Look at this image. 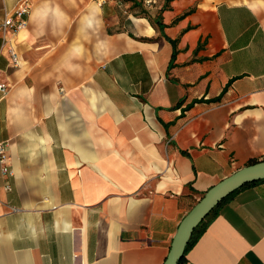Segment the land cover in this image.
Instances as JSON below:
<instances>
[{
  "label": "crops",
  "instance_id": "1",
  "mask_svg": "<svg viewBox=\"0 0 264 264\" xmlns=\"http://www.w3.org/2000/svg\"><path fill=\"white\" fill-rule=\"evenodd\" d=\"M88 1L30 0L17 65L0 33V264H163L204 192L264 158V0H138L152 22ZM179 264H264V179Z\"/></svg>",
  "mask_w": 264,
  "mask_h": 264
},
{
  "label": "water",
  "instance_id": "2",
  "mask_svg": "<svg viewBox=\"0 0 264 264\" xmlns=\"http://www.w3.org/2000/svg\"><path fill=\"white\" fill-rule=\"evenodd\" d=\"M264 179V159L246 164L207 189L183 216L163 264H179L194 228L223 199L245 184Z\"/></svg>",
  "mask_w": 264,
  "mask_h": 264
},
{
  "label": "built area",
  "instance_id": "3",
  "mask_svg": "<svg viewBox=\"0 0 264 264\" xmlns=\"http://www.w3.org/2000/svg\"><path fill=\"white\" fill-rule=\"evenodd\" d=\"M104 1V0H102ZM117 3H121L122 0H115ZM31 8L30 0H20L16 8L12 13L5 12L0 17V33L2 37V46L6 47L10 55V60L13 65L18 63V54L11 44V36L16 34L19 30L23 29L26 25L25 15ZM9 85L5 82H0V91L6 93ZM8 155L5 144L0 143V169L2 173L12 174V171L8 165ZM12 210H17L13 207Z\"/></svg>",
  "mask_w": 264,
  "mask_h": 264
},
{
  "label": "trees",
  "instance_id": "4",
  "mask_svg": "<svg viewBox=\"0 0 264 264\" xmlns=\"http://www.w3.org/2000/svg\"><path fill=\"white\" fill-rule=\"evenodd\" d=\"M124 1H131L132 2V5H131V7H130V9H131V12L133 11V13L135 14V12H136V10H135V7H140V13H138V14H135V15H137V16H143V17H145V18H147L150 22H152V20L150 19V16H149V14H148V11H147V9H145L143 6H142V4H141V2H139L138 0H124ZM169 0H166V2H168ZM165 5H168V3L167 4H165ZM153 24H155V25H157L158 27H162V22H161V20H157L155 23L153 22ZM172 56H174V51H173V53H172ZM264 159V158H263ZM256 161H258V159H253V160H251L250 162H249V164L250 163H253V162H256ZM215 209V208H214ZM214 209L213 210H211L204 218H203V220L194 228V230H193V232H192V235H191V237H190V239H189V241H188V243H187V245H186V247H185V251H184V254L187 252V250L192 246V244L196 241V239L199 237V235L204 231V229L206 228V226L208 225V223H209V221L211 220V218H212V215H213V211H214ZM183 258H184V255L182 256V258H181V260L180 261H182L183 260ZM180 263V262H179Z\"/></svg>",
  "mask_w": 264,
  "mask_h": 264
},
{
  "label": "rangeland",
  "instance_id": "5",
  "mask_svg": "<svg viewBox=\"0 0 264 264\" xmlns=\"http://www.w3.org/2000/svg\"><path fill=\"white\" fill-rule=\"evenodd\" d=\"M75 1V0H73ZM83 2V0H78V5H80L81 3ZM99 0H89L88 1V6L93 4V5H97L99 6ZM122 2H124V0H122ZM127 3H129V1H127ZM127 9H130V7H128ZM135 14H138L140 13V7H135ZM82 13V12H81ZM81 13H79V18H81ZM82 29L79 30V33H78V37L76 38V42L74 43L75 45V53L78 55V56H86V59H83L82 61L81 60H78L79 62H84L86 64L90 63L91 62V59L92 57L95 56V54H91L92 52H90V48H89V40L86 39V36H84L82 34ZM90 56V58H89Z\"/></svg>",
  "mask_w": 264,
  "mask_h": 264
},
{
  "label": "clouds",
  "instance_id": "6",
  "mask_svg": "<svg viewBox=\"0 0 264 264\" xmlns=\"http://www.w3.org/2000/svg\"><path fill=\"white\" fill-rule=\"evenodd\" d=\"M47 14V10H45L43 13H42V15H46ZM58 14V13H57Z\"/></svg>",
  "mask_w": 264,
  "mask_h": 264
}]
</instances>
